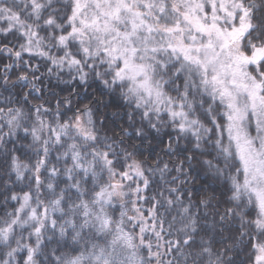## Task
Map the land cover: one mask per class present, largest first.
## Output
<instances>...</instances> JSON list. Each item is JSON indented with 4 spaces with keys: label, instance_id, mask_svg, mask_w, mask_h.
Segmentation results:
<instances>
[{
    "label": "snow or ice",
    "instance_id": "snow-or-ice-1",
    "mask_svg": "<svg viewBox=\"0 0 264 264\" xmlns=\"http://www.w3.org/2000/svg\"><path fill=\"white\" fill-rule=\"evenodd\" d=\"M0 264H264V0H0Z\"/></svg>",
    "mask_w": 264,
    "mask_h": 264
}]
</instances>
